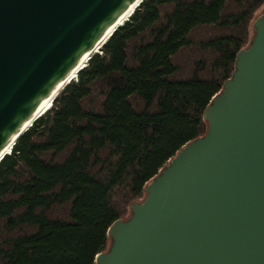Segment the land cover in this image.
I'll return each mask as SVG.
<instances>
[{
  "label": "trees",
  "instance_id": "trees-1",
  "mask_svg": "<svg viewBox=\"0 0 264 264\" xmlns=\"http://www.w3.org/2000/svg\"><path fill=\"white\" fill-rule=\"evenodd\" d=\"M263 3L141 0L0 158V264H95L111 223L207 133Z\"/></svg>",
  "mask_w": 264,
  "mask_h": 264
},
{
  "label": "water",
  "instance_id": "water-1",
  "mask_svg": "<svg viewBox=\"0 0 264 264\" xmlns=\"http://www.w3.org/2000/svg\"><path fill=\"white\" fill-rule=\"evenodd\" d=\"M133 2L0 0V153ZM253 31L205 136L111 223L95 264H264V13Z\"/></svg>",
  "mask_w": 264,
  "mask_h": 264
},
{
  "label": "bare ground",
  "instance_id": "bare-ground-1",
  "mask_svg": "<svg viewBox=\"0 0 264 264\" xmlns=\"http://www.w3.org/2000/svg\"><path fill=\"white\" fill-rule=\"evenodd\" d=\"M141 0H134V2L116 19V21L114 22L113 26L107 30L103 36L100 38V40L98 41V43L93 47V49L87 53L86 55H84L82 57V59L80 60V62L75 66V68L73 69V71L37 106V108L34 110L33 114L31 115V117L27 120V122L23 125V127L21 128L20 132H23L30 124L31 122L36 119L40 114H42V112L49 107L54 98L56 97V95L60 92V90L67 85L68 83H70L71 81L75 80L78 71L84 66L86 60L89 58V56L94 53L96 50L99 49L100 45L102 44V42L111 34V32L117 27L119 26L122 22H124L125 20H127L130 15L132 14V12L136 9V7L138 6V4L140 3ZM16 140V136L13 137L5 146V148L2 150V152L0 153V158L9 152L11 146L13 145V143Z\"/></svg>",
  "mask_w": 264,
  "mask_h": 264
},
{
  "label": "rangeland",
  "instance_id": "rangeland-1",
  "mask_svg": "<svg viewBox=\"0 0 264 264\" xmlns=\"http://www.w3.org/2000/svg\"><path fill=\"white\" fill-rule=\"evenodd\" d=\"M264 13V3L258 8V10L255 12L254 16H253V19H252V22L257 18L259 17L260 15H262ZM252 26V24H251ZM251 34H252V27H251ZM98 51V50H96ZM95 51V52H96ZM50 107V106H49Z\"/></svg>",
  "mask_w": 264,
  "mask_h": 264
}]
</instances>
